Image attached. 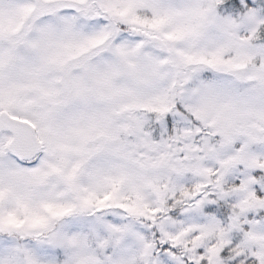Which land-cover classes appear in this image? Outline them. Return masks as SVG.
<instances>
[{"label": "snow or ice", "instance_id": "snow-or-ice-1", "mask_svg": "<svg viewBox=\"0 0 264 264\" xmlns=\"http://www.w3.org/2000/svg\"><path fill=\"white\" fill-rule=\"evenodd\" d=\"M0 264H264V0H0Z\"/></svg>", "mask_w": 264, "mask_h": 264}]
</instances>
